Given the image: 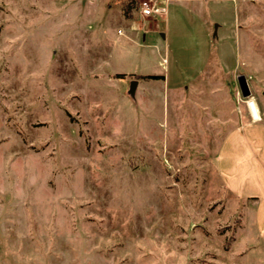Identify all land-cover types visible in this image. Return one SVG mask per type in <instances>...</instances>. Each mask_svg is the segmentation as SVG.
<instances>
[{"label":"rangeland","instance_id":"1","mask_svg":"<svg viewBox=\"0 0 264 264\" xmlns=\"http://www.w3.org/2000/svg\"><path fill=\"white\" fill-rule=\"evenodd\" d=\"M123 3L0 0V264H264V192L217 161L241 119L264 155V0L168 5L145 40Z\"/></svg>","mask_w":264,"mask_h":264},{"label":"crops","instance_id":"2","mask_svg":"<svg viewBox=\"0 0 264 264\" xmlns=\"http://www.w3.org/2000/svg\"><path fill=\"white\" fill-rule=\"evenodd\" d=\"M155 1L159 5H162V7L164 8H166L168 5L174 4V6H177L181 10H187L191 14L194 13L197 14L196 12H198L199 10L200 11L203 10L206 7V5H211L212 2H218L222 0H155ZM178 14H180V12ZM136 16H138L137 10H136V15L133 16L131 14V17L128 19L131 22V20H133V17ZM156 21L157 20H154L153 18L145 19L143 21L140 20L139 30H141L142 40L146 39L147 34H154V33H157L162 39H165L167 37V33L165 32L164 29L163 30L158 29L157 26H155L154 22ZM147 23H148V27L145 26V24ZM200 26L202 27V29L203 28L205 29L204 22L202 20H200ZM134 29L135 28H132L131 31H134ZM161 79L164 81L165 80L164 76H162ZM147 80L150 79L135 80L134 90H133L134 100H136L137 95L142 92L139 91L140 82L141 81L145 82ZM142 94L143 93H141V95ZM253 103L256 105L254 100ZM244 109H245L244 114L246 118L249 119V115H250L249 110L247 109V107H245ZM257 114L258 116L254 118L255 120H252L250 122L251 125H256L261 121V116L258 110H257ZM245 127L246 124H244L241 119L239 122V126L227 125L226 128L223 129V130H235V131L232 132L231 134H228L227 136L225 135L226 137L225 139H223L221 143L222 147L219 148L218 152L222 153V156L219 155L217 157L218 158L217 161H219L218 169L220 170V173L223 179L225 180L226 184L230 188H233L234 191L242 190V192L244 193L243 196L249 200H255V199L261 200L260 198H262V194L264 192V170H263L264 161L263 163L260 164L259 160L260 158H263L264 160V155L261 154L260 158L257 159V156H255V154L253 156L249 154V150H250V146L248 145L249 143H246L244 141L246 140V135L243 134V132L241 131L244 130ZM212 130H219V128ZM232 137H236V138L234 139L231 146L227 148V144L230 143L229 141L232 139ZM257 149H255L254 151H258Z\"/></svg>","mask_w":264,"mask_h":264},{"label":"built area","instance_id":"3","mask_svg":"<svg viewBox=\"0 0 264 264\" xmlns=\"http://www.w3.org/2000/svg\"><path fill=\"white\" fill-rule=\"evenodd\" d=\"M137 1V13L141 21L149 18L160 17L164 18L166 16V10L164 7L160 6L155 0H136ZM147 13V14H146ZM250 100H245L247 109L249 110V114L252 120H255L252 112Z\"/></svg>","mask_w":264,"mask_h":264},{"label":"trees","instance_id":"4","mask_svg":"<svg viewBox=\"0 0 264 264\" xmlns=\"http://www.w3.org/2000/svg\"><path fill=\"white\" fill-rule=\"evenodd\" d=\"M123 13L128 19L131 17V9L134 8L137 10V1L136 0H124L123 1ZM138 79H157V76H137Z\"/></svg>","mask_w":264,"mask_h":264},{"label":"water","instance_id":"5","mask_svg":"<svg viewBox=\"0 0 264 264\" xmlns=\"http://www.w3.org/2000/svg\"><path fill=\"white\" fill-rule=\"evenodd\" d=\"M134 83L135 81H132L131 84H130V88L127 92V95L132 99L134 100V96H133V90H134ZM239 87H240V91H241V95L243 98H247L249 96V91H248V88L246 87V83L245 81L243 80V78H240L239 79Z\"/></svg>","mask_w":264,"mask_h":264},{"label":"bare ground","instance_id":"6","mask_svg":"<svg viewBox=\"0 0 264 264\" xmlns=\"http://www.w3.org/2000/svg\"><path fill=\"white\" fill-rule=\"evenodd\" d=\"M250 103H252V106H251V112H252V115L254 118H256L258 116L257 114V110H256V105L253 103V101H250Z\"/></svg>","mask_w":264,"mask_h":264},{"label":"clouds","instance_id":"7","mask_svg":"<svg viewBox=\"0 0 264 264\" xmlns=\"http://www.w3.org/2000/svg\"><path fill=\"white\" fill-rule=\"evenodd\" d=\"M147 14V13H146Z\"/></svg>","mask_w":264,"mask_h":264}]
</instances>
